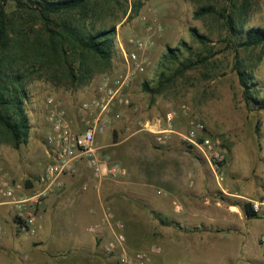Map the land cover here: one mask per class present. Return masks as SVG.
Listing matches in <instances>:
<instances>
[{
	"label": "rangeland",
	"instance_id": "rangeland-1",
	"mask_svg": "<svg viewBox=\"0 0 264 264\" xmlns=\"http://www.w3.org/2000/svg\"><path fill=\"white\" fill-rule=\"evenodd\" d=\"M22 1L33 6L36 0ZM203 5L214 6L216 13L194 18V12ZM2 8L8 15L13 14L16 29L26 33L29 40L40 32L41 22L30 13L17 10L14 2L0 0ZM132 10L137 12L129 18ZM221 13L234 20L233 32L228 30ZM90 19L97 29L115 28L111 68L94 75L86 85L77 86L63 73L47 68L38 70L32 59L27 61L24 110L30 127L28 139L19 147L0 142V186H12L19 196L38 189L37 178L49 163L44 147L47 101L60 105L74 125L79 126L78 121L83 118L93 119L95 113L79 112L81 105L108 99L109 92L117 89V82L127 72L123 53L134 51L137 43L143 45L144 70L119 90L117 96L127 103L119 104L116 99L110 103L106 117L111 118L110 126L117 131H111L110 142L100 140L102 135L109 134V126L97 138L98 146L111 157L125 159V144H117L122 136L119 126L125 125L129 132L145 127L157 130L154 124L160 122L166 128V115L171 113L173 131L183 134L189 122L194 121L204 125L205 135L222 140L228 155L215 171L223 180L217 181L208 162L175 134L164 144H159L152 133L147 144L128 142L129 146L156 154V167L160 169L153 178L144 180L140 171L131 169L96 185L83 168L63 177L61 187L53 188L39 210L34 234L22 232L18 226L12 230L7 225L9 237L16 234L18 243L14 246L18 245L24 256L20 264H118L116 256L98 247L87 228L100 219L103 207L113 212L112 203L125 213V199L134 202L138 214L132 220L134 241L126 240L129 252L159 246L160 253L154 254L158 255L156 264H240L249 260L250 253L256 260L260 237L264 235V212L248 217L245 204L264 200V110L246 106L234 64L238 61L250 74L258 89L257 97L264 98V46H240L249 29H264V0H101L95 4ZM190 28H195L207 41L197 42ZM169 48L177 50L176 59L169 58ZM198 57L205 61L172 77L181 62ZM171 78L174 81L165 82L158 94L142 89L143 84L156 88ZM166 145L173 146L182 157V171H170L169 178L163 172L170 160L158 153ZM194 162L200 173L196 179L185 175L194 171ZM143 181L154 184L144 186ZM232 205L236 209H231ZM145 216L149 221L143 223ZM0 219L8 218L3 219L0 213ZM3 223L0 222V235ZM178 226L200 230L185 233ZM230 230V239L221 237L226 234L222 231ZM13 242L0 243V264H18L17 257L8 259L6 254L7 250L12 251Z\"/></svg>",
	"mask_w": 264,
	"mask_h": 264
},
{
	"label": "trees",
	"instance_id": "trees-1",
	"mask_svg": "<svg viewBox=\"0 0 264 264\" xmlns=\"http://www.w3.org/2000/svg\"><path fill=\"white\" fill-rule=\"evenodd\" d=\"M10 1L15 3L17 10L30 13L31 17L42 24L40 32L29 40L26 33H20L16 29L15 20L11 16L13 14L8 15L3 8L0 9V142H11L14 147H19L27 143L30 128L24 110L27 98L24 83L28 74L24 68L27 61L32 59L38 64V70L47 68L63 73L72 85L84 86L94 75L106 73L111 68L115 28L97 29L90 19L95 12V4L101 0H36L32 2L33 6L22 0ZM107 1L118 3L119 0ZM132 11L129 18L137 12ZM214 13V6L203 5L193 16L201 18ZM125 15L126 11L122 16ZM221 16L225 19L228 30L233 32L234 20L222 13ZM189 31L197 42L204 44L207 41L195 28H190ZM240 46H264V29H249ZM183 47H186L185 43ZM176 51L169 48V58L176 59ZM204 61L205 58L199 57L194 61L185 60L172 77L176 78ZM234 69L243 88L246 106L252 110H264V98L257 97L258 89L251 82L250 74L240 67L238 61H235ZM174 78L160 82L156 88L143 84L142 89L149 94H158L165 82H173ZM245 212L248 217H257L248 203L245 204ZM178 229L185 233L200 230L181 226Z\"/></svg>",
	"mask_w": 264,
	"mask_h": 264
},
{
	"label": "built area",
	"instance_id": "built-area-1",
	"mask_svg": "<svg viewBox=\"0 0 264 264\" xmlns=\"http://www.w3.org/2000/svg\"><path fill=\"white\" fill-rule=\"evenodd\" d=\"M127 72L125 77L117 82V89L109 92L107 100L84 103L80 107L81 114L95 113L93 119L83 118L82 128H74L68 120L65 111L53 100L47 101L49 113L47 116L48 132L44 137L45 153L49 163L43 168L37 178L38 189L30 195L19 196L12 186H0V205L12 207L18 228L25 233L34 234L37 230L39 210L43 207L47 195L53 188L62 185V178L72 176L79 168L85 169L96 185L107 179H116L122 173L121 166L98 146L97 138L111 124V118L106 117L109 106L114 99L119 104L127 103L117 96L131 80L133 75L143 72L145 58L143 45L137 43L134 51L123 53ZM171 113L166 115L167 127L163 129H145L155 136L159 144H164L172 134L180 137L191 149L196 150L211 166L217 181H222L216 171L221 167L228 155V149L222 140L216 136L205 135L202 123L190 121L187 131L183 134L173 131ZM79 127V126H78ZM250 207L255 214L264 212V200L252 201ZM125 224L117 219L108 208H102L100 219L87 228V232L98 242L101 250L116 256L118 264H147L154 254L160 253L159 246H151L144 251L129 252L126 246ZM264 247V235L260 237Z\"/></svg>",
	"mask_w": 264,
	"mask_h": 264
},
{
	"label": "crops",
	"instance_id": "crops-1",
	"mask_svg": "<svg viewBox=\"0 0 264 264\" xmlns=\"http://www.w3.org/2000/svg\"><path fill=\"white\" fill-rule=\"evenodd\" d=\"M67 118L71 122V124L73 125L74 128H76V129L82 128L81 119L78 121V123H79V127H78L77 125H74L72 123L71 117L67 116ZM154 127H156L157 129H163L160 122H157L156 124H154ZM164 127H166V125ZM119 128L120 129L122 128V130H121L122 136L119 139V141L117 142V144H120V145L125 144L124 148H122V149L124 151L126 158L124 159L123 156L115 158V155H113L112 158L114 160L117 159L116 161H118L122 167V172H124L126 174L129 171H131V169H134V170H136V172L140 171L142 173L141 176L143 177L144 180L148 179V178H153L156 170L160 169V166L158 168L156 167V164H157L156 154H153V152L151 150L145 151L142 148L134 147L136 145V141H138V142L141 141V144H147L149 142L148 140L150 139V133L146 129H143V128H138V129L133 130L132 132H129V128H125V125L119 126ZM111 131L115 132V131H117V128H116V130H114L113 125H111L109 134L106 133L107 135L106 134L102 135L100 140L104 141L105 143L110 142L111 137H112ZM47 132H48V124H46V127H45V134ZM128 142L129 143H135V145L129 146ZM162 148H163L162 149L163 152L159 151L158 153H161L159 155L165 159L170 160L169 162L166 163L167 166L164 167L165 170L163 172V175L165 174V177L169 178L168 175L170 174V171L173 173H175L178 169H180V171H182V169H181V164H182L181 158L182 157L179 156V153L176 151V149L173 146L166 145V146H162ZM132 164L134 165V167L132 166ZM135 165H136V167H135ZM192 169L194 170L193 172L189 173V171H187V174H185V175H192L193 179H196L197 176L200 174L198 171L199 166L196 165L194 162ZM146 173H149V174L146 175ZM165 177H163V178L165 179ZM141 184L144 186L145 185L151 186L154 183L152 181H143ZM164 184H167V182H165ZM125 201L128 203V204L126 203L127 209H125V213L122 214L121 212H119L117 210L118 205H116L115 203L111 204V208L113 209L112 213L114 214V216L117 219H119L125 223V225H126L125 226L126 227L125 228L126 240H127V243H130L131 241H134V236H133V231H132V226H133L132 220L135 217L134 215H138V214H136L137 209L134 207V202H131L130 200H126V199H125ZM100 205L102 208L103 205L102 204H100ZM230 208L236 209V206L232 205ZM0 213L3 215V219L8 218L7 221H3L0 219V222H2V223L4 222L2 235H0V243L5 245L6 243H10L11 241H14L13 242V246H14V243L15 244L18 243L16 234H14V233L12 234V236H13V238H12L13 240H12L11 237H9L10 231H9L8 226H7V225H10V229H12V230L17 228V223L15 222V218L13 216V209L9 205L2 204V205H0ZM146 220L149 221L148 216H145V220L143 219V223ZM152 222H153V220H151V223ZM226 222L228 223L227 226L229 227L230 224H229L228 220H226ZM206 232L208 233L209 231H206ZM222 232H225L226 234L222 235L221 237L225 236V237H227L226 239H230V236L227 235V232H228V234H230L232 232V230L222 231ZM144 234L145 233H143V235H142L143 239L145 238ZM171 238L175 239L176 237H171ZM171 238L169 240L173 241ZM7 252L8 253H6V254L8 255V259H13V258L16 259V257H17L18 258V261H17L18 264L21 263V259H23L24 256L23 255L21 256V254H20L21 250L19 249L18 245L17 246L15 245L13 247L12 251L7 250ZM248 255H249L248 257H250V258H248L249 260H247V259L243 260L240 264H261L264 261V247L261 245V246H259V248H257L256 260H254V258H253V257H255L254 254L250 253ZM156 256H158V255H154L150 259L148 264H156V261H157V258H155ZM159 258L162 259V256ZM26 264H29V262ZM225 264H228V263H225Z\"/></svg>",
	"mask_w": 264,
	"mask_h": 264
}]
</instances>
